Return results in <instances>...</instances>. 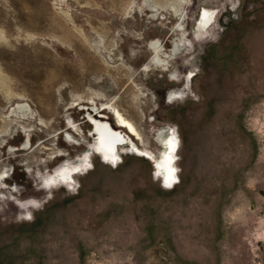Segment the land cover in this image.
Listing matches in <instances>:
<instances>
[{
	"label": "rangeland",
	"instance_id": "obj_1",
	"mask_svg": "<svg viewBox=\"0 0 264 264\" xmlns=\"http://www.w3.org/2000/svg\"><path fill=\"white\" fill-rule=\"evenodd\" d=\"M0 264H264V0H0Z\"/></svg>",
	"mask_w": 264,
	"mask_h": 264
},
{
	"label": "bare ground",
	"instance_id": "obj_2",
	"mask_svg": "<svg viewBox=\"0 0 264 264\" xmlns=\"http://www.w3.org/2000/svg\"><path fill=\"white\" fill-rule=\"evenodd\" d=\"M205 16H206V13L204 14V17ZM101 112H103V111H101ZM92 114H93V116L89 115V117H90L89 121L94 122V126H95L94 128L95 129H94L93 133H95V135L97 136L96 137L97 140H95L93 149L95 150L96 153H99L103 157V159H105L106 163H109V161L112 162L113 160H115L114 162H117L116 156H117V153L119 152V150H118L119 147L124 144V145H129L130 148H132V145L127 140H125L124 134L122 135L121 132L119 131L120 129L115 130L113 128V127H117L116 124H114V126L112 127V125L110 123L105 122L103 120H97L94 118V116L97 118H102V116L99 115L98 112H93ZM115 115H116V123L119 125V127L128 129L131 132H133V134H137L134 127L125 118H123V116L118 111H116ZM116 131H118V133ZM121 135H122V138H121ZM126 138H130V137H126ZM170 138H172V137H170ZM130 141H131V138H130ZM168 151H169L168 152V159L165 161L164 170H163V175L167 179V180H165L167 182H168V180H170L172 178V175H174V176L176 175V171H174V169H173L174 167L172 164V162L174 161L173 160L174 156H173V158L171 157L173 155V152H172V145H170V144H168ZM143 155L145 156V158H148V159L150 157L149 155H146L145 153ZM85 160H87V158ZM84 162H86V161H84ZM84 162H80V163L70 162V163L63 165L61 167V169L56 171L57 173L54 176V178L56 179V181L58 179L66 180L67 177L71 179L72 175L74 174L75 171L78 172L79 170H81V168L84 165ZM158 162H160V160L156 161V164H155L156 168L158 166ZM156 174H158L160 176V172H157ZM169 183H172V180ZM29 207H33V205L29 204L27 206V208H29ZM27 208L25 211L29 212Z\"/></svg>",
	"mask_w": 264,
	"mask_h": 264
},
{
	"label": "flooded vegetation",
	"instance_id": "obj_3",
	"mask_svg": "<svg viewBox=\"0 0 264 264\" xmlns=\"http://www.w3.org/2000/svg\"><path fill=\"white\" fill-rule=\"evenodd\" d=\"M93 134H94V136H96L95 133H93ZM96 137H97V136H96ZM96 140H97V139H96ZM94 143H95V140H94V142L92 143V145H91L89 151H90V150H93ZM84 161H87V160L84 159V160H81V161H79V162H77V163L84 162ZM109 162H110V163H113V162H111V161H109ZM85 163H86V162H84V164H85ZM79 171H80V170H79ZM79 171H78V172H79ZM76 173H77V171H75L74 174H73L72 176H74ZM172 176H173V175H172ZM171 179H172V178H171ZM173 179H174V177H173ZM173 179H172V180H173ZM23 208L26 209L27 206L24 204V205H23Z\"/></svg>",
	"mask_w": 264,
	"mask_h": 264
}]
</instances>
